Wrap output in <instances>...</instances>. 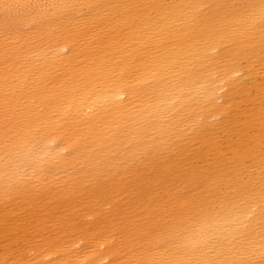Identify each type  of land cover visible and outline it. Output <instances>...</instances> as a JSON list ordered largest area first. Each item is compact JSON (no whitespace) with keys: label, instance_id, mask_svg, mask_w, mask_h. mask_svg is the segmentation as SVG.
Returning a JSON list of instances; mask_svg holds the SVG:
<instances>
[{"label":"bare ground","instance_id":"bare-ground-1","mask_svg":"<svg viewBox=\"0 0 264 264\" xmlns=\"http://www.w3.org/2000/svg\"><path fill=\"white\" fill-rule=\"evenodd\" d=\"M0 264H264V0H0Z\"/></svg>","mask_w":264,"mask_h":264}]
</instances>
